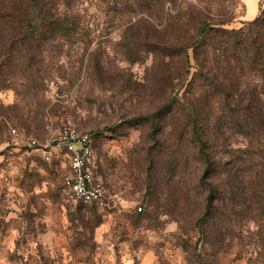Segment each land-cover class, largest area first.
<instances>
[{
    "label": "rangeland",
    "instance_id": "1",
    "mask_svg": "<svg viewBox=\"0 0 264 264\" xmlns=\"http://www.w3.org/2000/svg\"><path fill=\"white\" fill-rule=\"evenodd\" d=\"M185 2L229 21L230 29L247 16L245 0H179L165 7L162 25ZM103 7L99 0L82 6L93 39L85 57L78 45L51 48L54 57L62 54L56 65L50 63L47 99L41 107L31 101L27 109L41 108L39 120L4 127L0 118V264H247L246 255L236 257L231 247L216 256L211 245L202 247L195 228L205 206V189L198 185L202 166L192 159L187 165L188 147L173 158L168 116L154 118L164 129L159 135L145 120L157 112L163 94L153 85L152 54L141 51L145 56L136 63L124 56L122 44L133 34L126 33L127 23L137 15L117 21L114 12L106 18ZM93 52L100 61L94 65ZM17 102L15 91H0L1 106ZM66 127L92 137L95 177L111 208L64 195L70 159L53 148Z\"/></svg>",
    "mask_w": 264,
    "mask_h": 264
},
{
    "label": "trees",
    "instance_id": "2",
    "mask_svg": "<svg viewBox=\"0 0 264 264\" xmlns=\"http://www.w3.org/2000/svg\"><path fill=\"white\" fill-rule=\"evenodd\" d=\"M85 1L0 0V91L19 96L13 105H0L4 127L41 117V108L27 109L29 102L41 107L47 99L50 63L62 54L54 57L51 48L78 45L85 57L93 43ZM178 1L99 0L106 18L111 12L117 21L137 15L127 23L126 33L133 34L122 44L124 56L136 63L152 54L153 85L163 94L145 120L159 135L164 129L154 118L168 116L173 158L188 147L187 165L192 159L202 166L198 185L205 189V206L195 224L202 247L211 245L214 256L231 247L236 257L246 255L247 264H264V8L230 29L229 21L185 2L162 25L165 7ZM99 62L89 53L90 64Z\"/></svg>",
    "mask_w": 264,
    "mask_h": 264
},
{
    "label": "built area",
    "instance_id": "3",
    "mask_svg": "<svg viewBox=\"0 0 264 264\" xmlns=\"http://www.w3.org/2000/svg\"><path fill=\"white\" fill-rule=\"evenodd\" d=\"M33 145L37 146L36 142ZM53 149L64 152L70 159V176L63 186L66 198L78 204L111 208L108 191L95 177L96 159L92 137L66 127ZM45 157L49 160L50 154H45Z\"/></svg>",
    "mask_w": 264,
    "mask_h": 264
},
{
    "label": "crops",
    "instance_id": "4",
    "mask_svg": "<svg viewBox=\"0 0 264 264\" xmlns=\"http://www.w3.org/2000/svg\"><path fill=\"white\" fill-rule=\"evenodd\" d=\"M246 4H247V16L245 21H251L254 20L258 15H259V11H258V3L260 0H245ZM252 4L255 5V11L250 12L252 14H248V7H250Z\"/></svg>",
    "mask_w": 264,
    "mask_h": 264
}]
</instances>
